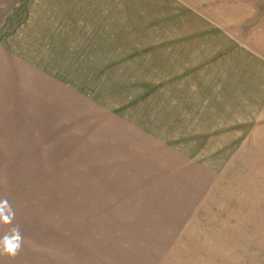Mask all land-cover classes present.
I'll use <instances>...</instances> for the list:
<instances>
[{
    "label": "rangeland",
    "instance_id": "obj_1",
    "mask_svg": "<svg viewBox=\"0 0 264 264\" xmlns=\"http://www.w3.org/2000/svg\"><path fill=\"white\" fill-rule=\"evenodd\" d=\"M0 40L38 71L0 91L31 254L264 264V0H0Z\"/></svg>",
    "mask_w": 264,
    "mask_h": 264
},
{
    "label": "crops",
    "instance_id": "obj_2",
    "mask_svg": "<svg viewBox=\"0 0 264 264\" xmlns=\"http://www.w3.org/2000/svg\"><path fill=\"white\" fill-rule=\"evenodd\" d=\"M15 68H22L23 71H25L29 75L33 74V76L36 74L35 71L37 70L35 66L30 64L28 59H26L20 54V51L13 49L5 41L0 40V91H4L7 88V84H8L7 78L13 76L12 74ZM36 72L38 73V71ZM42 77H43V73H42ZM10 100L11 99L7 98V96L4 95L3 93L0 94V101H3L7 104L8 102H10ZM7 227L8 226H0V236L4 234V232L7 230ZM22 233L25 239L27 237L33 238L36 235L34 234L35 232L33 233L30 232L29 230L22 231ZM43 235L45 236V233H43L42 231H40L39 233L37 232L38 238L39 236L40 238H45ZM36 247H38V249L41 250V252H38L36 254H31L28 251V248H26L24 243L22 251L15 259L10 260L6 257L0 256V264H47L44 257L45 254L42 252L43 250L46 249V246L42 243H39V245ZM102 249L103 248L100 249V252L98 251L99 253H101V258L98 257L95 258L93 256V253L90 254L88 252L86 246L80 248V250H86L85 254H79V252H77L78 248L76 247L74 248V246H72L70 249L71 259L69 261V264H123V263L133 264L132 261L131 262L125 261L121 263V248H119L117 252L114 251L113 249L112 253ZM56 251L57 253L53 257L52 264H63L61 263V259H62L61 249L57 247ZM78 256H80L81 258H79ZM30 260L33 261L31 262Z\"/></svg>",
    "mask_w": 264,
    "mask_h": 264
},
{
    "label": "clouds",
    "instance_id": "obj_3",
    "mask_svg": "<svg viewBox=\"0 0 264 264\" xmlns=\"http://www.w3.org/2000/svg\"><path fill=\"white\" fill-rule=\"evenodd\" d=\"M16 211L7 196L0 198V226H8L0 236V256L15 259L23 249L25 237L19 224H14Z\"/></svg>",
    "mask_w": 264,
    "mask_h": 264
}]
</instances>
